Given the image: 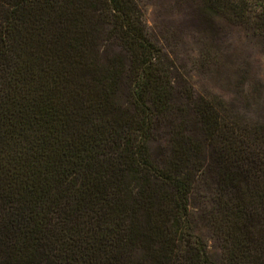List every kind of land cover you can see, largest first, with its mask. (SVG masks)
<instances>
[{
    "label": "trees",
    "instance_id": "obj_1",
    "mask_svg": "<svg viewBox=\"0 0 264 264\" xmlns=\"http://www.w3.org/2000/svg\"><path fill=\"white\" fill-rule=\"evenodd\" d=\"M76 1L0 0V264H215L188 219L207 150L220 264H264V129L228 123L220 102L172 86L141 0H103L134 108L128 123L112 119L113 93L91 47L74 38L83 30ZM203 2L264 35V0ZM173 92L202 134L199 159L198 139L173 138L186 124L168 106ZM161 120L169 151L157 162L148 144Z\"/></svg>",
    "mask_w": 264,
    "mask_h": 264
},
{
    "label": "rangeland",
    "instance_id": "obj_2",
    "mask_svg": "<svg viewBox=\"0 0 264 264\" xmlns=\"http://www.w3.org/2000/svg\"><path fill=\"white\" fill-rule=\"evenodd\" d=\"M76 2L81 6L83 30L74 38L80 37L85 46L91 47L98 76L113 93L116 111L109 116L121 125L128 123L133 118L134 108L130 103L127 53L112 31L104 1ZM141 4L146 30L162 49L164 68L168 70L172 86L186 95L202 97L215 104L220 102L228 123L264 129V35L236 24L232 17L212 15L203 0H141ZM20 12H15L16 22L26 23V13ZM172 96V105L168 106L172 111L180 107L186 123L173 138L181 137V131L198 139L199 159L203 139L197 122L186 106L185 97L175 92ZM175 117L176 121L180 119L178 114ZM122 130L126 132L124 126ZM169 130L168 122L161 120L152 133L148 148L151 158L157 162L169 151ZM201 161L203 168L188 196V219L193 234L206 243L210 259L220 264L225 251L213 225L218 195L215 169L207 166L211 162L208 150ZM155 188L161 190L162 186L155 185Z\"/></svg>",
    "mask_w": 264,
    "mask_h": 264
}]
</instances>
